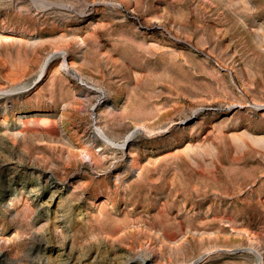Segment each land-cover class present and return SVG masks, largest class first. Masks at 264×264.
Masks as SVG:
<instances>
[{
	"label": "rangeland",
	"instance_id": "obj_1",
	"mask_svg": "<svg viewBox=\"0 0 264 264\" xmlns=\"http://www.w3.org/2000/svg\"><path fill=\"white\" fill-rule=\"evenodd\" d=\"M0 264H264V0H0Z\"/></svg>",
	"mask_w": 264,
	"mask_h": 264
},
{
	"label": "bare ground",
	"instance_id": "obj_2",
	"mask_svg": "<svg viewBox=\"0 0 264 264\" xmlns=\"http://www.w3.org/2000/svg\"><path fill=\"white\" fill-rule=\"evenodd\" d=\"M74 75H76V76H78V73L75 71L74 72ZM131 134V133H130ZM132 136V135H131ZM129 138H130V136H129ZM124 142V141H123ZM255 252H257V251H255ZM260 259V258H259ZM262 259H260V261H261Z\"/></svg>",
	"mask_w": 264,
	"mask_h": 264
}]
</instances>
